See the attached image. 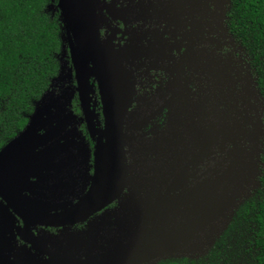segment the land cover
Instances as JSON below:
<instances>
[{
    "label": "water",
    "instance_id": "water-1",
    "mask_svg": "<svg viewBox=\"0 0 264 264\" xmlns=\"http://www.w3.org/2000/svg\"><path fill=\"white\" fill-rule=\"evenodd\" d=\"M70 2L57 1L64 34L58 74L23 128L0 147V264H56L62 251L33 229L68 225L78 219L75 215L120 198L123 189L121 209L131 217L108 244L103 264L203 255L261 175L264 102L256 76L249 63L240 65L216 52L219 39L230 36L224 26L229 0L213 2L212 21L203 24L204 40L199 46L186 43L183 54L167 66L178 75L182 63L190 66L196 80L210 89L211 102H203L201 94L188 98L186 83L173 75L166 85V122L151 134L143 130L152 116L149 101L129 109V78L136 65L132 46L71 41L76 29ZM211 33L215 36L208 37ZM95 89L98 112L92 104ZM74 93L79 114L71 108ZM214 102L228 108L218 109ZM13 229L29 242L28 249L11 246Z\"/></svg>",
    "mask_w": 264,
    "mask_h": 264
},
{
    "label": "flooded vegetation",
    "instance_id": "flooded-vegetation-1",
    "mask_svg": "<svg viewBox=\"0 0 264 264\" xmlns=\"http://www.w3.org/2000/svg\"><path fill=\"white\" fill-rule=\"evenodd\" d=\"M57 1L50 0L46 9L50 14H56L62 28ZM213 2L215 0H71V18L76 33L75 36L70 33V38L74 42L82 40L111 44L114 49H125L126 46H132L136 65L131 66L129 78L133 99L129 109L142 106L143 100L149 101L148 114H152V116L143 130L151 134L153 130L162 128L166 122L169 98L166 85L172 80L173 75H178L168 71V63L176 61L183 54L186 43H195L199 46L204 40L206 34L203 24L206 20L212 21L213 15L210 12L213 9ZM230 9L231 4L225 11L226 17L224 18V26L227 27L230 36L219 39L221 45L216 52L223 59L227 56L240 65L249 63L253 76H256L247 51L230 31ZM62 33L63 31L60 37L64 36ZM211 36L214 37L215 33H211L208 37ZM231 40H233L232 44L229 42ZM66 43L64 38V45ZM238 44L243 47V50L237 49ZM161 51L164 52L161 53ZM156 58L158 59L156 60ZM192 71L190 66L182 63L181 72L178 75L181 81L186 83L187 97L195 100L201 94L203 102L206 101L209 104L211 100L207 95H209L210 89H206L202 79L197 81ZM74 97L77 100L76 93L72 100ZM92 104L95 106V111L98 112L100 102L96 89L92 93ZM214 106L218 109L220 107L228 108V106L215 102ZM262 112L264 123V108ZM201 113L203 114V109H201ZM83 124V122L79 124V129ZM83 135L84 141L92 150L93 141L88 138L87 134L83 133ZM260 166L262 173L264 168L263 151L260 154ZM88 187L89 183L87 182L84 191ZM125 193L127 191L123 189L120 192V198L114 199L98 211L75 215V218L78 219H74L68 225L37 226L33 232L51 237L49 240L52 239L55 242V247L62 251L61 260L56 264H103L108 259L106 253L108 244L114 236L121 233L126 220L131 217L123 211V208L121 209ZM76 201L75 197L71 199L72 203ZM116 208H118V213L112 211ZM16 224H22V220L18 216ZM245 230L246 227L238 229V232H230V236H222L221 239H218L215 259L208 261L205 253L199 260L193 261L194 264H236V257H240L243 264H250L248 259L253 252V246L250 243L251 239L250 242L245 239L248 235ZM240 232H243L244 235L238 236ZM8 237L12 247L28 249L29 242L20 237L15 229L10 234L8 233ZM42 258L46 259L47 255H42ZM190 261L185 257H168L161 258L153 264H190Z\"/></svg>",
    "mask_w": 264,
    "mask_h": 264
},
{
    "label": "trees",
    "instance_id": "trees-1",
    "mask_svg": "<svg viewBox=\"0 0 264 264\" xmlns=\"http://www.w3.org/2000/svg\"><path fill=\"white\" fill-rule=\"evenodd\" d=\"M48 3L50 0H0V147L23 128L35 101L58 74L62 28L56 14L46 9ZM229 4L230 31L249 55L264 102V0H229ZM72 109L79 113L75 97ZM80 129L87 134L84 124ZM245 227V239H251L253 246L248 262L264 264V168L258 187L237 207L221 236L204 253L207 260L214 258L219 238ZM185 258L194 264L202 255Z\"/></svg>",
    "mask_w": 264,
    "mask_h": 264
},
{
    "label": "rangeland",
    "instance_id": "rangeland-1",
    "mask_svg": "<svg viewBox=\"0 0 264 264\" xmlns=\"http://www.w3.org/2000/svg\"><path fill=\"white\" fill-rule=\"evenodd\" d=\"M62 48H63V46L61 47V50H60L59 53H58V56H57L58 60H60V58L62 57V55H61ZM88 138H89V137H88ZM89 139H90V138H89ZM90 140H91V139H90ZM235 260H236V264H243V263H242L243 260H242L240 257H236Z\"/></svg>",
    "mask_w": 264,
    "mask_h": 264
}]
</instances>
